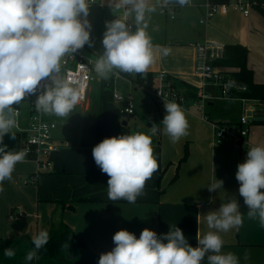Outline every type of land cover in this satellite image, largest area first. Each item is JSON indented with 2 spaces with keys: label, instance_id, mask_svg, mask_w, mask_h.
Segmentation results:
<instances>
[{
  "label": "clouds",
  "instance_id": "clouds-1",
  "mask_svg": "<svg viewBox=\"0 0 264 264\" xmlns=\"http://www.w3.org/2000/svg\"><path fill=\"white\" fill-rule=\"evenodd\" d=\"M169 2V0H165ZM180 6L189 0H174ZM91 0H0V192L3 184L12 179L18 163L25 161L27 152L9 150L4 144L7 135L15 140L19 105L26 96L37 93L42 81L44 91L35 101L37 112L56 117H68L78 104L76 87L61 77L64 58L82 49L93 47L91 24L87 20ZM116 8H124L125 17L134 15L133 25L117 18L106 22L102 45L104 51L93 61L95 73L107 80L113 74H146L155 61L154 46L147 32L150 14L156 11L148 0H119ZM164 56L169 49H158ZM118 70V71H117ZM166 114L160 124L153 123L149 134L133 132L103 139L92 149L95 164L109 177L107 196L110 201L124 200L135 204L146 195V182L158 170L152 137L163 125V132L173 143L188 135L189 122L181 106L175 101L164 102ZM239 195L247 206V217L258 219L264 228V146L248 148L246 159L238 164L235 173ZM223 188L217 180L207 186L209 192ZM244 214L233 196L221 203L217 210L205 214L209 231L197 232V246L188 243L182 229L171 224L166 234L157 235L143 229L139 238L128 230L117 231L111 251L102 253L98 264H240L239 257L222 252L224 241L220 235L243 225ZM200 224V215L197 216ZM50 239L47 230L32 237L33 248L24 260L30 264ZM166 241V242H165ZM68 244L62 245L67 249ZM16 252L4 249L6 258ZM247 259V257H245Z\"/></svg>",
  "mask_w": 264,
  "mask_h": 264
},
{
  "label": "crops",
  "instance_id": "crops-1",
  "mask_svg": "<svg viewBox=\"0 0 264 264\" xmlns=\"http://www.w3.org/2000/svg\"><path fill=\"white\" fill-rule=\"evenodd\" d=\"M229 1L210 0L209 2L225 4ZM101 3L102 0H98V5L91 8H101ZM205 4L198 3L197 7L206 12ZM201 20L198 24L205 26L206 24H202ZM192 26H195V23H192ZM260 28L264 29V19L260 14L244 16L232 8L222 7L203 30L202 36L196 39L194 46L206 40H215L225 46L241 44L248 48L250 56L255 34L259 33ZM195 56L196 50L193 56L194 65ZM194 65L192 66L191 62L193 71ZM248 67L253 70L249 62ZM227 70L232 74L237 69L227 68ZM167 75L176 78L171 74ZM255 82L259 81L255 79ZM128 84V80L122 82L121 88H128ZM185 91L186 87L182 92ZM89 99L88 104L79 106L84 110L83 113L72 110L68 117L63 118L44 114L47 120L56 123L58 120L72 123L74 135L73 137L55 135L62 146L52 156L51 170L41 175L34 182L36 184L29 183L25 186L22 184L25 178L36 171L35 163L25 160L16 165L12 179L4 182V191L0 192L1 238L9 239L13 234H27L34 226L40 228V231L48 228H52L53 231L63 222L73 230L77 239L83 241L97 257H100L102 253H107L115 247L112 237L119 230H128L139 238L142 230L147 228L155 231L159 236L166 234L171 224H176L182 229L188 243L196 247L198 230L201 236L209 231L204 219L205 214L217 210L221 203H226L234 196L240 205L241 213L244 214V222L237 229L220 233L224 241L222 252L236 254L240 264H264V228L260 227L258 219L252 220L247 217L248 208L244 204L243 197L239 195L240 185L235 177L237 166L245 161L248 151V148H244L245 145L239 142L242 117L233 119L230 115L231 111L236 109L233 102H240L244 106L246 103L256 104L258 109L255 112V119L249 126L247 142L251 147L264 146V106H259V101L243 102L238 98L215 99L208 103L204 113L190 104L181 106L189 122L188 135L173 143L163 132L162 125L160 131L152 137L158 170L146 182V195L138 197L135 204H129L124 200L113 202L108 199L109 177L95 164L93 148L79 146L84 128L99 118V103L95 106V110H92L94 101L92 98ZM153 101V106L145 110L156 113L160 124V118L163 119L166 114L164 103L158 104L154 97ZM140 110L141 107H136L135 104L134 115ZM21 118L22 127L26 128L27 116L22 113ZM215 123L232 126L230 134L220 144L215 140L213 127ZM127 125L131 128L128 122ZM12 132L15 133V140L6 135L4 144L8 145L9 150L20 151L23 134L16 128H13ZM144 133L149 134L147 131ZM186 145L189 147V157L180 163ZM177 174L178 177L174 181ZM216 179L223 181V188L217 192H209L207 186ZM21 187L23 192L20 194L17 188L21 189ZM80 198H96L99 201L76 202ZM69 206H74L75 210L69 209ZM42 208H47L51 215V227L48 226L47 216L40 224L37 220L38 213L26 215L24 211L38 212ZM104 210L107 211L103 212ZM198 215H200V224L197 221ZM202 264H208L207 257Z\"/></svg>",
  "mask_w": 264,
  "mask_h": 264
},
{
  "label": "built area",
  "instance_id": "built-area-1",
  "mask_svg": "<svg viewBox=\"0 0 264 264\" xmlns=\"http://www.w3.org/2000/svg\"><path fill=\"white\" fill-rule=\"evenodd\" d=\"M258 0H230L225 4H215L208 2L204 5L206 14L201 20L202 24L208 25L209 22L218 14V12L225 8H232L241 12L244 16H249L250 10L256 7ZM92 4L89 8L97 6L98 0H91ZM174 8L170 9L174 13ZM88 50L87 44L76 53L70 54L64 58L61 68V77L66 79L72 86L79 91V102L77 105L83 106L90 101V91L93 85L99 83L100 78L94 71L93 61L94 57L86 54ZM195 73L201 78V85L198 88L199 96L191 102V105L205 111L208 103L215 99H231L234 92H245L246 86L240 85L236 82L234 76L226 67L216 65L215 62L224 57L225 45L215 41L206 40L195 45ZM113 77L112 87L113 97L116 104L120 105L126 102L123 108L124 113L128 116L134 115V99L130 94H122L120 91L121 84L128 79L121 73L111 75ZM108 80V79H107ZM50 81H42L38 87L37 93L29 101L30 110L27 113L28 126L22 127V109L17 108L19 115L16 117V129L23 134L22 150L27 152L26 161L36 164V171L31 173L29 177L24 180V184L34 183L39 177L48 173L52 168V156L55 152L60 150L62 143L55 138L54 132L57 129V124L54 121L47 120L43 113L37 112L35 108V101L45 89L44 85ZM175 83L168 79V75L162 73L159 75L158 82L154 88L148 89L141 87L146 93L151 94L158 104L164 102L175 101L180 106H185L188 102L183 92L174 85ZM240 99V98H239ZM243 102L250 101V99H240ZM264 103V101H259ZM76 105V106H77ZM258 107L251 105L247 112L240 119L239 127V142L250 148L251 145L247 142L249 133V126L255 119V112ZM215 130V140L218 144L222 143L230 134L232 126L226 123L213 124Z\"/></svg>",
  "mask_w": 264,
  "mask_h": 264
},
{
  "label": "rangeland",
  "instance_id": "rangeland-1",
  "mask_svg": "<svg viewBox=\"0 0 264 264\" xmlns=\"http://www.w3.org/2000/svg\"><path fill=\"white\" fill-rule=\"evenodd\" d=\"M207 1L209 2L210 0H189L188 4L180 6L178 3H175L174 0H169V2L167 3L165 2V0H148L150 6H154L156 8V11L151 13L150 18L148 19L147 32L150 35L152 44L154 46L155 61L149 67L147 72H152L154 74L156 82H158L159 75L164 73L166 75L171 74L172 76L177 78L179 83H181L178 86L181 91H183L186 86H190L192 88L200 87L201 78L195 73V70L193 71V68L191 67L194 65V43L196 42V39L202 36L203 30L208 26H200L198 24V22L204 18V14L206 12L200 10L197 5L198 3H208ZM118 3L119 0H102L101 8L89 9L87 20L91 24L90 38L94 42V44L93 47L87 46L88 50L86 51V54L94 57L95 59L104 51L102 39L103 34L106 31V22H110L114 19L120 18L125 20L126 23L133 25L134 30V15L125 17L123 15L125 9L116 8V5ZM174 6V13H172L170 9H173ZM253 14H260L264 19V15L256 7H253L250 10L249 16ZM192 23H195V26H192ZM255 35L256 36L254 37V42L251 46L248 62L250 64V67L254 70L255 79L259 81L258 83L264 84V29L260 28L259 33ZM162 48L169 49V55L164 56L162 52L158 50ZM253 50L254 52L252 53ZM129 75L131 77V80L137 79V74ZM131 80H129L128 78V88H120L122 94H130L133 97L134 107L135 104L136 107H141V110L139 112H136L134 116H128L126 120L131 127L130 134L137 131L143 133L146 131L149 132L150 127L152 126L149 124L150 120L152 124H159L158 115L154 112H148L147 110H145L146 108L153 106V96L146 93L141 87L137 86ZM97 85L98 83L93 85V88L89 94V97L94 101L92 110H95V106L98 105L97 97L99 90L97 88ZM232 104H235L236 108L235 110H232L230 114L231 118L233 119L241 118L247 112L248 107L251 106V103H246L245 106L240 102H233ZM20 105L23 114L27 116V113L29 112L31 107L29 101L25 99L20 103ZM258 105L264 106V104L260 103ZM79 106L80 105L75 106L73 110L76 113H83L84 110ZM244 111L246 112L244 113ZM222 121L224 122L223 119ZM57 122L58 123L56 124L58 128L54 132L56 136L70 135L71 137H73L74 125L72 123L61 120H58ZM245 147L246 145L244 146V148ZM24 180L22 184H24ZM17 190L20 192V194L21 192H23L22 187L21 189L17 188ZM24 211L26 215L32 213L36 215L38 213L39 215L37 220L40 221V224H42L47 216L48 226L52 225V218L47 208H42L38 212L37 210ZM34 219L36 220V217ZM39 231L40 228H37L36 226L28 230V232ZM47 231L50 233L52 231V228H48Z\"/></svg>",
  "mask_w": 264,
  "mask_h": 264
},
{
  "label": "trees",
  "instance_id": "trees-1",
  "mask_svg": "<svg viewBox=\"0 0 264 264\" xmlns=\"http://www.w3.org/2000/svg\"><path fill=\"white\" fill-rule=\"evenodd\" d=\"M256 8L264 15V0H258ZM249 50L241 44H230L225 46L224 57L215 62L226 68L237 69L232 73L236 82L240 85L246 86L245 92H234L233 96L240 99H250L256 101H264V84L255 82L254 72L248 67ZM125 78L131 79L127 73H121ZM177 87L179 81L176 78L168 76ZM113 77L110 76L108 80L101 79L98 83V103H99V118L90 126L84 128L79 141V146L85 148H93L105 138L119 136L122 134H130L128 125H124L128 115L124 113L126 102L118 105L114 101L112 87ZM136 85L145 86L148 89H153L156 86V79L152 72L146 74H137V79L132 80ZM187 99V104L198 99L199 90L186 86V91L183 92ZM34 95L26 96L25 99L30 101ZM24 99V100H25ZM185 105V106H186ZM21 105H14L15 108H21ZM194 107V106H193ZM163 119L160 118V123ZM151 125V120L149 121ZM162 124L160 125V128ZM189 157L188 145L185 148L184 156L180 163L186 161ZM178 174L174 178L177 179ZM83 201H99L96 198H80L76 202ZM69 209L75 210L74 206H69ZM107 210H104L105 212ZM36 232H29L27 234H13L9 239L0 237V264H26L24 257L26 253L33 248L32 237ZM48 243L39 250L38 258L33 259L30 264H98L99 257L85 245L82 241L77 239L73 230L65 223H61L50 234ZM68 244L67 249H62V245ZM13 248L16 255L9 259L4 256V249Z\"/></svg>",
  "mask_w": 264,
  "mask_h": 264
},
{
  "label": "water",
  "instance_id": "water-1",
  "mask_svg": "<svg viewBox=\"0 0 264 264\" xmlns=\"http://www.w3.org/2000/svg\"><path fill=\"white\" fill-rule=\"evenodd\" d=\"M124 125H127V121H124Z\"/></svg>",
  "mask_w": 264,
  "mask_h": 264
}]
</instances>
